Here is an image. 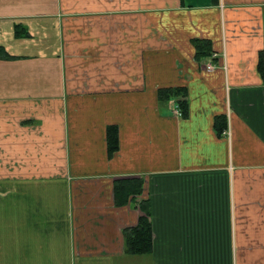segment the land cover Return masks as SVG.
<instances>
[{
    "label": "crops",
    "instance_id": "obj_1",
    "mask_svg": "<svg viewBox=\"0 0 264 264\" xmlns=\"http://www.w3.org/2000/svg\"><path fill=\"white\" fill-rule=\"evenodd\" d=\"M0 44V264H264V0H0Z\"/></svg>",
    "mask_w": 264,
    "mask_h": 264
},
{
    "label": "trees",
    "instance_id": "obj_2",
    "mask_svg": "<svg viewBox=\"0 0 264 264\" xmlns=\"http://www.w3.org/2000/svg\"><path fill=\"white\" fill-rule=\"evenodd\" d=\"M208 40L196 39L193 43L196 49V57L201 60L204 56L211 55L212 51L210 48V43ZM258 70L264 80V52H260ZM11 54L6 51V48L0 44V58L7 59ZM184 88H164L159 89L158 96L160 99L168 101L172 97H179L177 104L181 108V115H187L188 113V103L184 99L186 93H184ZM183 97V98H182ZM216 129L217 131H223L227 126V119L225 115L217 116ZM107 140L109 147V154L112 155L116 149L119 147V137L118 128L116 125H110L107 132ZM115 201L119 205L127 204L133 195L141 194L143 189V178L133 177V178H120L115 181L114 185ZM139 207L141 209V215L139 217V222L135 227L128 228L125 230V241L126 249L129 253H145L152 250V221L151 217V203L150 200H140Z\"/></svg>",
    "mask_w": 264,
    "mask_h": 264
},
{
    "label": "rangeland",
    "instance_id": "obj_3",
    "mask_svg": "<svg viewBox=\"0 0 264 264\" xmlns=\"http://www.w3.org/2000/svg\"><path fill=\"white\" fill-rule=\"evenodd\" d=\"M6 36H7V37L4 39V41H9V43L15 41V38H13V36L10 37V36L7 35V34H6ZM178 103H179V102H178ZM181 112H182V111H181ZM179 116H181V115H179ZM6 214H7V209H6V207L0 205V225H1V226H2V220H3V218H5ZM2 227H3V226H2Z\"/></svg>",
    "mask_w": 264,
    "mask_h": 264
},
{
    "label": "built area",
    "instance_id": "obj_4",
    "mask_svg": "<svg viewBox=\"0 0 264 264\" xmlns=\"http://www.w3.org/2000/svg\"><path fill=\"white\" fill-rule=\"evenodd\" d=\"M207 70H213L214 68H215V65L211 62V61H209L207 64H206V67H205ZM204 68V69H205ZM175 109V113L176 114H179V115H181V108L177 105L176 106V108H174Z\"/></svg>",
    "mask_w": 264,
    "mask_h": 264
}]
</instances>
